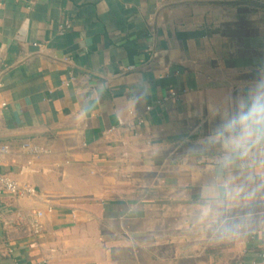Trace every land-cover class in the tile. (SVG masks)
I'll return each mask as SVG.
<instances>
[{
  "label": "crops",
  "instance_id": "1",
  "mask_svg": "<svg viewBox=\"0 0 264 264\" xmlns=\"http://www.w3.org/2000/svg\"><path fill=\"white\" fill-rule=\"evenodd\" d=\"M256 97L264 0H0V264H264V147L211 139Z\"/></svg>",
  "mask_w": 264,
  "mask_h": 264
},
{
  "label": "clouds",
  "instance_id": "2",
  "mask_svg": "<svg viewBox=\"0 0 264 264\" xmlns=\"http://www.w3.org/2000/svg\"><path fill=\"white\" fill-rule=\"evenodd\" d=\"M147 96V90L141 93L140 100ZM243 109V105H241ZM213 142H219L226 149L225 159L231 161L233 157L244 159L250 155L253 149L264 147V97H256L245 113L241 111L238 117L217 129L212 137ZM241 189L230 190L225 193L223 200L216 204L215 210L211 205L203 211L204 217L223 215L229 207V202L239 196ZM220 231L229 232L227 220L220 221Z\"/></svg>",
  "mask_w": 264,
  "mask_h": 264
},
{
  "label": "built area",
  "instance_id": "3",
  "mask_svg": "<svg viewBox=\"0 0 264 264\" xmlns=\"http://www.w3.org/2000/svg\"><path fill=\"white\" fill-rule=\"evenodd\" d=\"M69 28V24L62 26V29ZM37 45V44H35ZM73 79V78H72ZM20 148L25 153L37 157L43 154H48L50 151L41 148L40 146L33 144L29 141H25L20 145ZM12 151V147L9 143L0 142V161L4 156ZM0 191L10 195L13 198H34L38 194V191L35 187L28 184H21L17 180L3 175L0 177ZM51 211V209H50ZM43 216L42 211H35L31 220V227L34 234H39L43 230V224L41 218ZM13 220L4 221L5 225H10L13 223Z\"/></svg>",
  "mask_w": 264,
  "mask_h": 264
}]
</instances>
